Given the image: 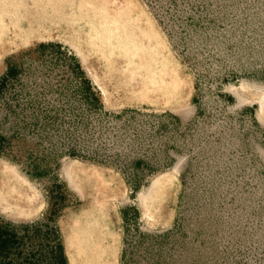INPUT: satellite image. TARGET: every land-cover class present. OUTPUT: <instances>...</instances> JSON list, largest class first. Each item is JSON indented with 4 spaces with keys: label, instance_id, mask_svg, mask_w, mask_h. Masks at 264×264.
<instances>
[{
    "label": "rangeland",
    "instance_id": "1",
    "mask_svg": "<svg viewBox=\"0 0 264 264\" xmlns=\"http://www.w3.org/2000/svg\"><path fill=\"white\" fill-rule=\"evenodd\" d=\"M8 8L0 264H264V0Z\"/></svg>",
    "mask_w": 264,
    "mask_h": 264
},
{
    "label": "bare ground",
    "instance_id": "2",
    "mask_svg": "<svg viewBox=\"0 0 264 264\" xmlns=\"http://www.w3.org/2000/svg\"><path fill=\"white\" fill-rule=\"evenodd\" d=\"M34 0H0V8L1 10L3 11V8L5 9H9L8 7L10 6L11 3H14L17 4V5H20L21 3H28V2H31ZM1 11V12H2ZM92 13V12H91ZM101 18H105V17H101ZM126 19V18H125ZM108 19L106 18L105 21H107ZM33 23V22H32ZM34 26H38V24H34ZM130 34V25L127 23V24H124V36H128ZM130 37V36H129ZM128 37V38H129ZM129 40H131V38H129ZM77 54L78 56L80 57V59L82 61H84L83 57L81 56L80 52L77 50ZM259 102H260V106L262 107L264 105V92H262L260 98H259ZM0 174L3 175L5 178H6V184L3 186V185H0V202L2 201H7L8 199H11V200H14V196H16V193H17V188H16V183L18 181L16 180H20L18 179V177L16 176L17 174L13 171H11L10 167H8L7 165L3 164V165H0ZM16 174V175H15ZM12 177V178H10ZM14 181V182H13ZM92 217V216H91ZM84 219V218H83ZM87 219V218H86ZM92 219V218H91ZM96 219V217H95ZM100 219V218H99ZM101 220V219H100ZM99 221V220H98ZM93 223V222H92ZM91 223V224H92ZM103 223V222H102ZM100 222V225L102 224ZM84 224V222H83ZM82 224V225H83ZM88 225V224H87ZM96 225V224H95ZM92 226V225H91ZM82 228V226H80ZM88 227V226H87ZM87 229V228H85ZM90 229V228H88ZM104 229V228H103ZM79 230V229H78ZM83 230V229H82ZM94 232V231H92ZM101 233V232H100ZM83 234V232H82ZM86 234V233H85ZM83 234V235H85ZM94 234V233H93ZM102 234V233H101ZM90 235V234H89ZM95 235V234H94ZM78 236V235H77ZM76 236V237H77ZM82 236V235H81ZM86 236V235H85ZM88 236V235H87ZM91 236V235H90ZM89 236V237H90ZM96 236V235H95ZM102 236V235H101ZM99 237V236H98ZM83 238V237H82ZM88 239V238H86ZM105 239V238H104ZM97 240V238H96ZM89 241V240H88ZM78 244V243H77ZM87 244V243H86ZM89 247V246H87ZM78 248V247H77ZM83 248V247H81ZM79 250H82V249H79ZM93 253V260L97 263V264H105L104 262L107 260L106 256L104 255V252H103V249L102 247H97V248H94V252L92 251Z\"/></svg>",
    "mask_w": 264,
    "mask_h": 264
},
{
    "label": "trees",
    "instance_id": "3",
    "mask_svg": "<svg viewBox=\"0 0 264 264\" xmlns=\"http://www.w3.org/2000/svg\"><path fill=\"white\" fill-rule=\"evenodd\" d=\"M41 45H44V44L40 43L38 46H41ZM9 238H10V234H6L4 230H0V251H2V249H4L5 247H8ZM53 256H55L54 260L57 264H66V258H65V254L63 253V250H61V253L57 255V258H56V255H53ZM2 264H11V261L4 260Z\"/></svg>",
    "mask_w": 264,
    "mask_h": 264
}]
</instances>
